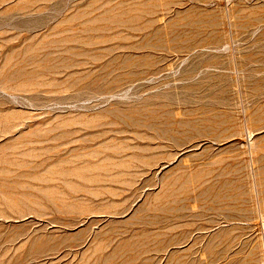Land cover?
Wrapping results in <instances>:
<instances>
[{"label":"rangeland","instance_id":"obj_1","mask_svg":"<svg viewBox=\"0 0 264 264\" xmlns=\"http://www.w3.org/2000/svg\"><path fill=\"white\" fill-rule=\"evenodd\" d=\"M0 264H264V0H0Z\"/></svg>","mask_w":264,"mask_h":264},{"label":"bare ground","instance_id":"obj_2","mask_svg":"<svg viewBox=\"0 0 264 264\" xmlns=\"http://www.w3.org/2000/svg\"><path fill=\"white\" fill-rule=\"evenodd\" d=\"M129 21V20H128Z\"/></svg>","mask_w":264,"mask_h":264}]
</instances>
